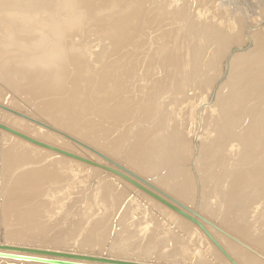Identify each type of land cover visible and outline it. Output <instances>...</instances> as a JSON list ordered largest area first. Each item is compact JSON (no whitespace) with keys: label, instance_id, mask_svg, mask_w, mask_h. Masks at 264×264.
I'll use <instances>...</instances> for the list:
<instances>
[{"label":"rangeland","instance_id":"rangeland-1","mask_svg":"<svg viewBox=\"0 0 264 264\" xmlns=\"http://www.w3.org/2000/svg\"><path fill=\"white\" fill-rule=\"evenodd\" d=\"M0 45V84L8 86L6 91L16 93L31 108L54 101L55 110L69 112L71 120L80 116L88 130L78 134L77 123L72 132L64 129L66 133L78 141L83 138L87 147L97 151L100 142V152L108 158L180 203L200 207L216 226L264 256L261 245L250 243V239H264L259 230L264 229V167L259 164L264 160V0H0ZM57 70L62 75L52 80L51 73ZM73 72L80 79L70 93L73 101L65 104L54 88L68 91ZM66 75L69 82L64 84ZM27 88L31 95L23 93ZM47 89L53 91L51 97ZM1 104L40 121L22 104L19 108ZM0 125L27 135L11 118L0 120ZM179 131L181 140H176ZM9 137L16 145L12 149ZM118 137V144H108ZM18 140L24 141L0 129V208L7 200L6 181L13 175L5 162L7 158L12 164L19 161ZM136 146L150 149L136 155ZM109 147L116 150L111 155ZM130 154L137 165L127 162ZM241 167L246 172L244 183L235 178ZM57 170L61 172L52 170L51 180L46 174L38 179L33 217L21 214L28 205L17 199L13 203L19 206L12 203L0 215L2 243L182 264L178 256L168 254L179 247L183 235L165 221L162 211L137 199L139 192L128 195L99 177L73 180ZM66 191L68 201L61 196ZM64 203L67 215V210L56 209ZM143 213L151 218V227L145 226ZM77 225L85 231L76 234V240L61 232L69 234ZM92 226L95 231L90 233ZM88 232L91 241L80 251L77 241Z\"/></svg>","mask_w":264,"mask_h":264},{"label":"bare ground","instance_id":"bare-ground-1","mask_svg":"<svg viewBox=\"0 0 264 264\" xmlns=\"http://www.w3.org/2000/svg\"><path fill=\"white\" fill-rule=\"evenodd\" d=\"M122 1V0H120ZM123 4V2H122ZM132 8V7H131ZM129 9L130 11H132V9ZM128 14V12H127ZM126 16V15H125ZM251 32V31H250ZM249 32V33H250ZM3 45H0V48L2 47ZM250 52V51H249ZM250 55V54H249ZM248 55V57H249ZM251 57V56H250ZM252 58V57H251ZM247 60V59H246ZM245 60V61H246ZM248 61V60H247ZM74 62V61H73ZM243 63V62H241ZM235 65V64H234ZM241 65V64H240ZM76 72V71H75ZM53 73H54V76H53ZM61 73V71H52L51 73V77L52 80H54L57 76H61L62 74H59ZM64 73V71H63ZM79 73V72H78ZM81 73V72H80ZM72 74V73H71ZM10 75V74H9ZM9 75H6L5 78H8ZM65 75V74H64ZM69 75V73H68ZM73 75H74V78L71 80V82H69L66 78H67V75L66 77L64 78L65 80H57V81H62L64 84L65 83H68L71 85V88L68 89H65L64 91H60V89L62 87H55V91L56 92H59L61 94V100L63 101V103L66 104V101H73L71 98H72V95L70 93H74L76 91V84H78V81H79V74H76L73 72ZM47 71L45 73V75L41 78V81L43 82H46L47 81ZM69 77V76H68ZM63 78V77H62ZM56 81V80H55ZM8 87V86H7ZM5 87L4 85L0 84V120H3V119H12V124L13 125H17L19 126L20 129H23L25 134L27 135H23V134H20V133H17L16 131L14 130H11L21 136H24L28 139H30L31 141L37 143L38 145H41V146H37V145H34L30 142H27V141H17L16 144L18 145L17 149L19 148L20 150L18 151L20 154H19V161H15L14 164H12L14 161L12 162H9L8 158L5 162V165L6 166H11L10 168L11 171L10 173L13 174L11 177H9L6 181V186L8 188V191H7V200L6 199H3L2 200V204L1 206H3V208H0V215H4L7 211V209H10V206L12 205L13 203V200L15 201L17 199L21 201V205H25L27 204L28 205V208L27 209H24L22 212L21 210V214H24L26 216L28 215H31L30 217H33V212L36 208V205L34 204V198H35V194L34 193V189L35 186L37 185L36 183L38 182V179L42 177H44V175L46 174L48 176V179L50 178V180L53 178L54 174H53V171L52 170H55V169H58L59 170L61 169V172L57 170V173L60 172L62 174V176H68V177H72L73 180L74 179H77V178H81V177H84L86 179L88 178H91V179H95L97 177H99L101 179V181H103L102 183H106V185L110 184V186L113 184L115 187L116 190L118 189H124L123 193L128 191V195H136L137 192H139L138 194L139 195H136L138 196L137 199H140L142 203H144L147 207H150V208H155L154 210H158V212L160 213L161 211L163 212L164 216L166 217L165 218V221H171L172 224H174L173 226L178 228L179 230V233L181 234V236L183 235V237L185 238V241H184V238L182 240V237L181 239L176 237L175 235V238H178L179 239V242H178V246L176 249L172 250L171 252H173L172 254H168V256H178L179 257V260L182 262V264H187V257H191V256H196L197 258V261L195 262V264H229L225 259H222L221 256H220V253L213 247V245L210 244V242L206 239V237L204 236V234L199 231L196 226H194L193 224H191L189 221L183 219L182 217H180L179 215L169 211L167 208H164L162 206H160L161 204H159L157 201H155L154 199H152L151 197L145 195L143 192L137 190L133 185H131L130 183L126 182L125 180H123L121 177H119L118 175H115L113 173H110V172H107L105 170H103L102 168H106V169H109V170H112L114 172H117L118 174H121L122 176H124L125 178L131 180L132 182L136 183V184H139L140 186L144 187L145 189L151 191L153 194H156V196H158L159 198L167 201L166 199H164L163 197H161L160 195H158L157 193H155L154 191H152L151 189H149L146 185H144L143 183L137 181L136 179H134L132 176L136 177V178H139L141 180L144 181V183L148 184L149 186H151L152 188H154L155 190L163 193L164 195H166L167 197L173 199L174 201L178 202L179 204L185 206L187 209H189V211L194 214L197 218H195L194 216L186 213L187 215H189L190 217H192L193 219H195L197 222L200 223V225L207 231L209 232V234L215 239V241L219 244V246H221V248H223V250H225V252L230 256V258L232 259V261L235 263V264H263L260 262V258L257 257V255L255 256L254 254H252L251 250L258 253L260 256H262L264 258V256L256 251L255 249H253L252 247H250L249 245L245 244L244 242L238 240L237 238H235L234 236H232L231 234H229L227 231L221 229L220 227L216 226V224L211 221L209 218L203 216L201 213V211L199 210V208H190L188 207L187 205L185 204H182L180 203L179 201L175 200L174 198H172L171 196L167 195L166 193H164L162 190L158 189V187L154 186L153 184H151L149 181H147L145 178H142L139 176V174H136L135 172H133L132 170H129L127 169L126 167H124L123 165L119 164L118 162L110 159L107 157V155H105L104 153H101L100 150L102 149V146L100 145V142L99 144L97 145L98 147H100L99 151H97L96 149H94L93 147H87L85 143H83V141H78L75 137H73L72 135L68 134L65 132L66 131H71L74 130V126L78 123L79 127L77 129V133L78 134H82L83 131L86 130V126L88 125L87 122H81L82 121V118L80 116H78L76 119H73L71 120V118L69 117L68 113L69 112H62V109L61 110H55L54 106H53V103L54 101H51V102H43V103H40V105H38L37 109L35 108H31L28 104H26L24 101L18 99V97L16 96V93H14L13 91H6L8 90V88ZM112 87V86H111ZM10 88V86H9ZM68 88V87H67ZM100 89H102V87L100 86ZM99 89V90H100ZM105 89V88H103ZM47 92H50V94L48 95V97H51L52 96V93L53 91H50L49 89L46 90ZM66 91L68 93H66ZM117 92V91H115ZM114 92V93H115ZM24 94L26 95H31V91L27 88L24 92ZM77 93V92H76ZM101 93V92H100ZM110 94V93H109ZM118 94V93H116ZM25 95V96H26ZM102 95V93H101ZM3 96H9V97H6L4 98ZM105 97V94L103 95ZM102 96V97H103ZM108 96V95H106ZM112 96V95H111ZM115 96V95H114ZM113 97V96H112ZM101 98V97H100ZM9 99V100H8ZM40 99V98H39ZM102 99V98H101ZM100 100V99H99ZM1 101L3 102H7L8 104H12V106L16 107V108H19L20 104L24 105V108L25 109H28L31 114H33V116H37L40 121H38L40 124H43L44 126H46V128H43L41 126H38L34 123H32L31 121H28L27 119H23L17 115H14L12 114L11 112H14L16 114L17 111H14V108H9V107H6L4 106L3 104H1ZM29 101V100H28ZM184 101V100H183ZM182 102V100H181ZM185 102V101H184ZM183 102V103H184ZM100 103V102H99ZM102 103V102H101ZM182 103V104H183ZM103 104V103H102ZM108 104V103H107ZM34 105V104H33ZM37 105V104H36ZM69 105V104H68ZM73 105V104H72ZM103 106V105H101ZM106 106V105H105ZM30 107V108H29ZM71 107V106H70ZM66 108V107H65ZM72 108V107H71ZM105 109V108H104ZM8 110V111H7ZM101 110V109H100ZM112 110V109H111ZM111 110L109 109V111L111 112ZM114 110V109H113ZM10 111V112H9ZM74 111V110H73ZM102 112V111H101ZM100 112V113H101ZM62 113V114H61ZM99 113V114H100ZM190 114V113H188ZM14 115V116H12ZM23 115V114H22ZM21 115V116H22ZM27 115V114H26ZM26 115H23L25 117H27ZM29 116V115H28ZM101 115H99L100 117ZM15 117V118H13ZM69 117V119H68ZM190 117V115H189ZM31 118V116L29 117ZM33 119V118H31ZM30 119V120H31ZM36 119V117H35ZM33 119V120H35ZM89 119V118H88ZM42 120V122H41ZM71 120V121H70ZM104 120V119H103ZM102 120V121H103ZM107 120V119H106ZM37 121V120H36ZM31 123V124H30ZM115 125V124H114ZM201 125V124H200ZM2 126V125H0ZM58 128H56V127ZM4 127V126H2ZM60 127V128H59ZM94 127V126H93ZM113 127V126H112ZM196 127V126H195ZM198 127V126H197ZM5 128V127H4ZM7 129V128H6ZM65 129V130H64ZM99 129V128H98ZM129 129V128H128ZM127 129V130H128ZM196 129V128H194ZM64 130V131H62ZM88 130V129H87ZM86 130V131H87ZM192 130V128H191ZM190 130V131H191ZM5 131V130H3ZM183 131V130H182ZM181 131V132H182ZM97 132V131H96ZM127 132V131H124V133ZM185 132V130L183 131ZM75 133V134H77ZM87 133V132H86ZM98 133V132H97ZM100 133V132H99ZM180 131L176 134L175 138H177L176 140H181V134L179 135ZM186 133V132H185ZM74 134V133H73ZM134 134V133H133ZM136 134V133H135ZM134 134V136H135ZM13 135V134H12ZM86 135V134H85ZM103 135V134H102ZM105 135V134H104ZM141 135V134H140ZM146 135V134H145ZM185 135V134H184ZM77 136V135H76ZM89 136V135H88ZM133 136V135H132ZM133 136V137H134ZM186 136V135H185ZM81 137V136H80ZM87 137V136H86ZM86 137H85V141H88L86 140ZM92 137V136H91ZM98 137V135H97ZM102 137V136H101ZM142 137V135L140 136V138ZM147 137V135H146ZM179 137V138H178ZM68 138V139H67ZM94 138V137H93ZM108 138V137H107ZM112 138V137H111ZM121 137H118V138H115L113 140H109L108 141V144H118L119 142V139ZM136 138H137V135H136ZM140 138H138L140 140ZM143 138V137H142ZM150 138V137H149ZM92 139V138H91ZM103 139V138H102ZM185 139V138H184ZM11 140V144L8 146V148L12 149L13 147H15L16 145L15 144H12L14 142V139L12 138H7V141H10ZM98 140V139H97ZM134 140V139H133ZM144 140V139H142ZM75 141V142H74ZM93 141V140H92ZM136 141V140H135ZM141 141V140H140ZM140 141H138L140 143ZM149 140L146 141V143L144 144H148ZM1 142L4 143V141L1 139ZM150 142V141H149ZM77 143H79L77 145ZM91 143V142H90ZM136 143V142H135ZM139 143H136V145ZM106 145V144H105ZM107 146V145H106ZM121 146V145H120ZM154 146V145H153ZM145 147V146H144ZM152 147V146H151ZM105 148V147H103ZM110 148V147H109ZM108 148V149H109ZM135 148H138L139 151H136L135 150V153L136 155H139L140 153H144V152H148L149 149H150V146L147 147V149H141L140 146H136ZM90 149V150H88ZM114 149V148H113ZM117 149V147H116ZM137 149V150H138ZM107 150V149H106ZM95 152L105 158H107L108 160H110L111 163L113 164H110L108 162H106L105 160L101 159L98 155H96L95 153H92ZM103 151V150H102ZM116 150H112L110 148L109 150V154H113ZM253 151H257V150H253ZM60 152V153H59ZM104 152V151H103ZM106 152V151H105ZM108 152V150H107ZM62 153V154H61ZM262 153V152H261ZM127 155V154H124V156ZM74 157V158H72ZM244 159V157H243ZM246 159V158H245ZM249 159V158H248ZM241 161V160H240ZM87 163H91L93 164L94 166H91V165H88L86 164ZM127 162L129 163H132L134 164L135 163V158L133 156V154H130L129 156V160H127ZM237 164V163H236ZM242 164V163H241ZM262 167H264V160L259 163ZM134 165H137V164H134ZM239 165V164H237ZM244 166V164H242ZM88 166V167H87ZM89 166L91 168H89ZM241 166V165H240ZM239 166V167H240ZM242 166V167H243ZM93 167L95 168H99L102 170V172H98L99 170H95L92 169ZM234 167V166H233ZM239 169L240 170H243L244 168ZM236 169V167H234ZM233 168V169H234ZM49 169V171L47 170ZM51 169V170H50ZM246 169V168H245ZM47 170V171H46ZM56 172V171H54ZM138 173L142 174V175H146V171L145 170H140ZM246 172H243V171H240L238 173V176L235 177L236 180H241L242 179V183H244V175H245ZM56 174V173H55ZM247 175H249L247 173ZM46 177V176H45ZM44 177V178H45ZM240 177V179H238ZM56 178V177H55ZM70 179V178H68ZM82 179V178H81ZM99 179V180H100ZM1 180H2V174H1V170H0V186H1ZM46 180V179H44ZM59 180V179H58ZM57 180V181H58ZM64 180V179H63ZM83 180V179H82ZM89 180V179H88ZM43 181V180H42ZM41 181V182H42ZM76 181V180H75ZM81 181V180H79ZM91 181V180H90ZM89 181V182H90ZM93 181V180H92ZM47 182V181H46ZM49 182V181H48ZM66 182V181H65ZM72 182V180H71ZM84 182V181H83ZM83 182H81L83 184ZM88 183V181H86ZM125 182V183H124ZM101 183V182H100ZM160 182L157 181L156 184H159ZM68 186H69V183H67ZM89 184V183H88ZM99 184V183H98ZM61 185V183H60ZM84 185V184H83ZM81 185V186H83ZM112 185V186H113ZM136 190H134L132 187ZM88 186V185H87ZM99 186V185H97ZM111 186V188H112ZM43 187V186H42ZM72 187V186H71ZM70 187V188H71ZM92 187V186H91ZM102 187V186H101ZM104 187V185H103ZM41 188V187H40ZM44 188V187H43ZM63 188V187H62ZM94 188V187H93ZM99 188V187H97ZM105 190H108L107 189V186L104 187ZM103 188V189H104ZM47 189V188H46ZM76 189V188H75ZM87 189V188H86ZM100 189V188H99ZM97 189V190H99ZM1 190V189H0ZM64 190V189H63ZM67 191H69L67 188H66ZM77 190V189H76ZM94 190V189H93ZM96 190V189H95ZM111 190H114V189H111ZM122 190H118L120 192H122ZM229 192H230V189H228ZM64 194H61V196L63 198L66 197L67 195V192ZM102 191V190H99V192ZM104 191V190H103ZM110 191V190H109ZM65 192V191H64ZM75 192V190H74ZM77 192V191H76ZM97 192V191H96ZM106 192V191H104ZM112 192V191H111ZM109 192V193H111ZM228 192V191H227ZM40 193V192H39ZM63 193V192H62ZM101 193V192H100ZM103 193V192H102ZM107 193V192H106ZM108 193V194H109ZM114 193V191L112 192ZM111 193V194H112ZM77 194V193H76ZM81 194V192H80ZM98 194V193H97ZM107 194V195H108ZM141 194V195H140ZM73 196V195H72ZM99 196V195H98ZM105 196V195H104ZM69 197L70 196H67L66 197V201L69 200ZM80 197V196H79ZM107 197V196H105ZM118 197V196H117ZM1 198H2V195H1ZM74 198V197H73ZM97 198V197H96ZM95 198V199H96ZM104 198V197H102ZM78 199V198H76ZM91 199V198H90ZM114 199V198H113ZM74 200V199H73ZM112 200V199H111ZM71 201V200H70ZM101 201V200H100ZM19 202V201H18ZM58 202V200H57ZM65 202V201H64ZM75 202H77L75 200ZM82 202V201H81ZM102 203L103 200L101 201ZM168 202V201H167ZM16 203V202H15ZM63 203V202H62ZM67 203V202H66ZM73 203V202H72ZM102 203H100L99 205H103ZM14 204V203H13ZM59 203H57L58 205ZM61 204V203H60ZM76 204V203H74ZM156 206H155V205ZM16 205H20V203H16ZM14 204V206H16ZM56 205V206H57ZM65 205L62 204V207L59 205L56 209H57V212L61 213L62 210L63 212L65 210H67L68 208L65 206ZM98 205V204H97ZM77 206V205H76ZM80 206V205H79ZM82 206V205H81ZM104 206V205H103ZM102 206V208H103ZM107 206V205H106ZM139 206V205H138ZM143 206V205H142ZM9 207V208H8ZM21 207V206H20ZM64 207V209H63ZM69 207V206H68ZM71 207V206H70ZM137 207V206H135ZM5 208V209H4ZM15 208V207H13ZM19 208V207H17ZM95 208V207H94ZM139 208V207H138ZM138 208H137V211H138ZM16 209V208H15ZM55 209V210H56ZM76 209V208H75ZM201 209V208H200ZM131 210V209H130ZM202 210V209H201ZM11 211H14L11 209ZM10 211V212H11ZM68 212H66V215L69 213V210H67ZM109 211V210H108ZM136 211V212H137ZM55 212V211H54ZM72 212V211H71ZM116 212V211H115ZM207 212V211H206ZM20 213V212H19ZM8 214V213H7ZM65 213H63L64 215ZM211 214V212L209 213ZM58 215V214H57ZM61 215V214H60ZM77 215V214H76ZM125 215V214H124ZM207 215V214H206ZM143 216H144V222L146 223V227H151V222H150V217H148L149 215L146 213L144 214L143 213ZM160 216V215H159ZM176 216V217H175ZM63 218L65 216H62ZM101 217V215H100ZM162 217V216H161ZM41 218V217H40ZM81 218V217H80ZM78 218V219H80ZM88 218V217H87ZM155 218V217H154ZM199 218V219H198ZM97 219V218H96ZM103 219V218H102ZM77 220V219H75ZM106 220V219H105ZM146 220L149 221L146 222ZM60 221V220H59ZM63 221V220H62ZM61 221V222H62ZM70 221V220H69ZM79 221V220H78ZM77 221V222H78ZM153 221V220H151ZM163 221V219H162ZM68 222V221H67ZM76 222V221H75ZM66 223V222H65ZM81 223V221H80ZM79 223V224H80ZM102 223V222H101ZM23 224V223H22ZM25 224V223H24ZM51 224V223H50ZM77 224V223H76ZM75 224V225H76ZM176 224V225H175ZM40 225V224H39ZM65 225V224H64ZM67 226V225H65ZM71 226V225H70ZM80 226V225H79ZM93 227V226H92ZM212 227H217L219 228L221 231L224 232V234H226L228 237H230V239L228 237H226L225 235H222L220 234L219 232H217L215 229H213ZM45 228V227H44ZM95 227L91 228V230H88L90 231V233H92L94 230ZM226 228V227H225ZM234 227H232L233 229ZM30 229V228H29ZM29 229L25 230V231H29ZM147 229V228H145ZM24 230V229H23ZM31 230V229H30ZM33 230V229H32ZM44 230V229H43ZM55 230V229H54ZM53 230V231H54ZM71 230V231H70ZM69 230V234H68V230L63 232L65 235L67 236H71L70 238L72 239H75L76 237V234L78 235L80 232L83 234L85 230H83V227H72V229ZM173 230V229H172ZM177 230V231H178ZM260 232H264V229H262L260 227ZM145 231H148L145 230ZM176 231V230H174ZM230 232L234 233L233 230H229ZM155 232V231H154ZM38 233V232H37ZM42 233V232H41ZM90 233L88 232L87 236H82L81 234V238L79 239L80 242L77 241V247L80 249L83 250V247L86 248L87 246V242L91 241L90 238L88 236H90ZM95 233V232H94ZM177 233V232H176ZM86 234V232H85ZM145 234V232L143 233ZM151 234V232H150ZM153 234V233H152ZM108 235V234H107ZM171 234L170 233H167L166 234V238H169ZM177 235V234H176ZM236 235V234H235ZM64 236V235H63ZM161 236V235H160ZM173 236V235H172ZM2 236H0V239ZM55 238H58L54 235ZM51 238V240L55 241L57 239L55 238ZM65 237V236H64ZM171 237V236H170ZM66 238V237H65ZM69 238V239H70ZM78 238V237H77ZM99 238V237H98ZM151 238V237H150ZM174 238V237H173ZM173 239V240H176V239ZM204 240V242H201L200 240ZM228 240H226V239ZM64 239V238H63ZM161 239V238H160ZM170 239V238H169ZM232 239L234 240H237L239 242H241L242 244L246 245L247 247H249V250L241 247L240 245H238L237 243H235ZM76 240V239H75ZM69 241V240H68ZM32 242V241H31ZM61 241H59L58 243H60ZM176 242V241H175ZM27 243V242H26ZM52 243V242H51ZM67 243V242H66ZM73 243V242H72ZM99 243V242H98ZM148 243V242H147ZM203 243V244H202ZM250 243H252L254 246H262L264 248V239L263 238H257V239H250ZM97 244V243H96ZM89 245V244H88ZM176 245V244H175ZM86 246V247H85ZM202 246V247H201ZM71 249V248H70ZM258 249V248H257ZM261 250V249H259ZM114 251V250H113ZM134 253V252H133ZM156 255V254H155ZM167 254H165L166 256ZM163 258V257H162ZM176 258V257H175ZM178 259V258H177ZM166 260V259H165ZM162 263V262H161ZM180 262H178L179 264Z\"/></svg>","mask_w":264,"mask_h":264},{"label":"water","instance_id":"water-1","mask_svg":"<svg viewBox=\"0 0 264 264\" xmlns=\"http://www.w3.org/2000/svg\"><path fill=\"white\" fill-rule=\"evenodd\" d=\"M11 113L14 115H17L23 119H27L28 121H31L32 123H34L38 126L46 128V126H44L43 124H40L36 120H33L29 117H25L23 115L21 116V114H19V113L18 114L14 113V112H11ZM0 129L5 130L6 132L11 133V134H13V135H15V136L27 141V142H30L34 145L41 146V145H38L37 143L31 141L30 139H28L24 136H21V135L15 133L9 129L2 127V126H0ZM77 144H79V143H77ZM88 150H90V149H88ZM92 153H95V152L92 151ZM95 154L98 155L101 159L105 160L106 162L113 164L107 158H105V157H103L97 153H95ZM72 158H74V157H72ZM86 164L94 166L91 163L86 162ZM102 169L107 171V172L118 175L123 180H125L126 182L133 185L137 190H139V191L143 192L145 195L151 197L152 199L157 201L159 204H161L163 207L167 208L169 211H171V212L179 215L183 219L189 221L191 224L196 226V228L199 231H201L204 234V236L210 242V244L213 245V247L220 253V255L229 264H235L232 261V259L230 258V256L225 252V250H223V248H221V246H219V244L215 241V239L209 234V232H207L200 225L199 222H197L195 219H193L192 217H190L189 215L186 214V213H188V214L194 216L195 218H197L185 206H183V205L179 204L178 202L174 201L173 199L167 197L163 193L155 190L154 188H152L148 184L144 183V181L139 179V178L132 176L134 179H136L137 181L146 185L149 189H151L152 191H154L155 193H157L158 195H160L161 197L166 199L168 202L159 198L158 196H156V194H153L151 191L145 189L144 187L140 186L139 184H136V183L132 182L131 180L125 178L121 174H118L117 172H114V171L106 169V168H102ZM212 228L215 229L220 234L228 237L219 228H217V227H212ZM228 238L230 239V237H228ZM232 240L235 243H237L238 245H240L241 247L249 250V247L242 244L241 242L234 240V239H232ZM251 252L253 254L257 255L261 260L264 261V258L262 256H260L258 253L254 252L252 250H251ZM187 258H188L187 264H195V262L197 261L196 256H191V257L188 256ZM0 261L1 262L6 261L4 264H160V262H158V260L156 258L150 259L149 261H146V262H139V261H133V260L130 261V260L113 258L112 256L108 255L107 252H103L101 254H95V253L94 254H79V253L69 252V251L53 250V249H49V248L8 245L5 243H2L1 240H0Z\"/></svg>","mask_w":264,"mask_h":264},{"label":"crops","instance_id":"crops-1","mask_svg":"<svg viewBox=\"0 0 264 264\" xmlns=\"http://www.w3.org/2000/svg\"><path fill=\"white\" fill-rule=\"evenodd\" d=\"M133 261L144 262L145 260H144V259H140V260H138V259H134Z\"/></svg>","mask_w":264,"mask_h":264}]
</instances>
